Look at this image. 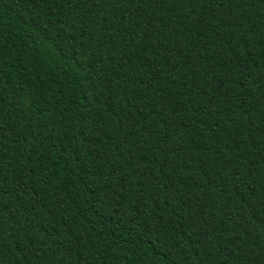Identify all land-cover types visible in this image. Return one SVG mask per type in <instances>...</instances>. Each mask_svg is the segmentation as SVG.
Here are the masks:
<instances>
[{
    "label": "trees",
    "instance_id": "obj_1",
    "mask_svg": "<svg viewBox=\"0 0 264 264\" xmlns=\"http://www.w3.org/2000/svg\"><path fill=\"white\" fill-rule=\"evenodd\" d=\"M0 264H264V0H0Z\"/></svg>",
    "mask_w": 264,
    "mask_h": 264
}]
</instances>
